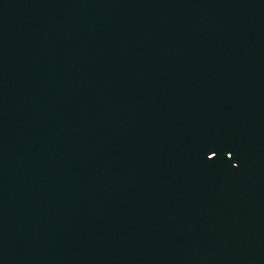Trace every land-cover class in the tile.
<instances>
[{"label": "water", "instance_id": "obj_1", "mask_svg": "<svg viewBox=\"0 0 264 264\" xmlns=\"http://www.w3.org/2000/svg\"><path fill=\"white\" fill-rule=\"evenodd\" d=\"M0 264H264V0H0Z\"/></svg>", "mask_w": 264, "mask_h": 264}, {"label": "snow or ice", "instance_id": "obj_2", "mask_svg": "<svg viewBox=\"0 0 264 264\" xmlns=\"http://www.w3.org/2000/svg\"><path fill=\"white\" fill-rule=\"evenodd\" d=\"M215 156H216V152H213L212 157H215ZM230 157H231V155H230Z\"/></svg>", "mask_w": 264, "mask_h": 264}]
</instances>
